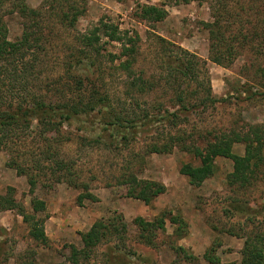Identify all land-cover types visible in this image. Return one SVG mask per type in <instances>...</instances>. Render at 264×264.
Here are the masks:
<instances>
[{
  "label": "trees",
  "instance_id": "1",
  "mask_svg": "<svg viewBox=\"0 0 264 264\" xmlns=\"http://www.w3.org/2000/svg\"><path fill=\"white\" fill-rule=\"evenodd\" d=\"M206 1L210 4L212 18L203 22L209 36L208 59L228 68L243 53L253 54L257 59L253 76L257 89L251 94L264 95V0ZM12 4L11 11L22 17L23 31L20 37L11 40L0 9V148L10 154L7 165L27 176L33 196L29 212L16 200L14 189L10 188L7 193H0V209L18 208L34 240L44 243L49 240L44 218L38 216L46 211L47 203L34 194L37 174H50L54 183L65 182L88 191L89 185L76 176L73 164L61 157V146L72 140L74 122L78 123L79 130L91 131L95 115L99 116L104 131L112 129L113 139L103 142L105 145L117 143L119 133H122V140L129 142L142 130L151 129L155 134L150 138L148 151L170 153L179 148L193 154L200 165L184 164L180 171L196 185L214 175L218 156L231 159L233 171L227 176V186L232 195L228 208L234 212H250L254 218L264 214V203L252 206L239 198L240 193L247 192L264 177V123H245L216 133L208 131L204 146L195 132L182 128L189 122L192 110L200 106L207 109L226 101V97H218L212 91L206 59L153 32L156 43L153 64L159 72L146 77L144 70L137 69V56L141 54L139 34L121 30L109 16L102 17L84 32L76 30V22L86 12L87 0H41L38 7L28 5L25 0H14ZM137 11L142 20L150 23L160 22L168 14L164 3L142 4ZM64 30L76 32L66 36ZM104 39L107 43L119 42L120 52H104ZM55 49L65 53L63 62L55 74L44 79L46 57ZM107 62L110 66H105ZM108 69L124 75L120 96L107 88ZM7 80L9 85L15 81L22 84L24 93L8 94L11 90ZM158 90L162 92L158 98L164 100L152 103L145 100L150 104L148 108L143 106V95ZM81 138L101 143L100 138L87 135ZM235 144L244 145L242 154L235 152ZM124 181L130 184L129 194L146 204L166 192L165 184L159 181L138 180L134 175ZM83 196L84 193L79 200ZM107 219L97 220L81 234V248L71 246L72 263L86 264L97 255V247L114 242L117 250L110 246L103 252L105 264H128L126 254L122 253L128 237L127 226ZM167 219L178 225L175 232L179 237L185 235V220L164 211L152 220L135 218L137 239L156 247L158 231L165 229ZM253 222V218L248 220L249 230L232 232L244 238L241 264H264V232ZM217 246L213 243L204 254L212 264H221L216 254ZM175 249L185 252L188 259L192 257L181 246ZM142 259L143 262L148 260Z\"/></svg>",
  "mask_w": 264,
  "mask_h": 264
},
{
  "label": "rangeland",
  "instance_id": "2",
  "mask_svg": "<svg viewBox=\"0 0 264 264\" xmlns=\"http://www.w3.org/2000/svg\"><path fill=\"white\" fill-rule=\"evenodd\" d=\"M13 1L0 0V9L11 40L20 37L23 31L20 13L11 11ZM25 1L32 7H38L41 3V0ZM163 3L168 11L164 20L150 23L139 17L137 10L140 5ZM105 16L119 24L121 30H129L132 35L139 34L141 40L138 50L141 54L137 56V69L144 70L146 77L159 72L157 65L153 64L156 48L153 32L207 60L206 69L212 91L218 97H226V101L207 109L200 106L189 112V122L182 128L195 132L202 146L206 145L204 140L208 131L214 130L213 133H216L245 123H264V95L251 94L252 90L257 89L253 79L256 57L245 52L228 68L208 59L209 36L203 24L212 20L208 1L87 0L86 12L76 22V30L84 32ZM64 32L69 36V33L76 31ZM102 43L106 53H119L121 50L117 41L107 43L104 39ZM64 55V52L56 49L49 53L44 67V79L56 73ZM105 66H110V63H105ZM106 76L107 88L120 96L124 75L108 69ZM201 79L204 80V77ZM9 82H6L11 90L8 94L17 96L20 92L24 93L22 84L15 81L9 85ZM13 87V90L10 89ZM249 95L251 98H248ZM161 96L160 90L143 95V106L148 108L150 103L164 100L158 98ZM145 100L150 103H145ZM93 119L95 123L91 131L79 130L78 123L74 122L72 140L61 146V157L73 164L76 176L89 185L88 191L65 182L54 183L50 174H37L34 194L47 203L46 211L38 216L44 218L49 240L46 243L38 242L30 236V226L18 208L0 209V264H74L70 260L71 246L81 248V234L103 218L126 224L128 237L123 249L126 252L122 253L126 254L125 261L128 264H212L205 259L204 254L213 243L218 245L216 254L221 258V264H241L244 238L232 232H243V228L249 230L247 223L251 218L264 232V214L254 218L250 212H234L228 208L232 195L227 186V176L233 171L231 159L218 156L215 159L214 175L196 185L188 175L180 171L184 164L194 167L200 165L199 159L193 154L179 148L170 153L148 151L150 138L155 134L151 129L142 130L129 142L122 140V133H119L116 136L117 143L105 145L103 142H111L113 139L112 129L104 131L98 115L93 116ZM86 135L93 139L100 138L98 140L101 143H90L81 138ZM33 136L30 135L29 140ZM234 150L242 154L244 145L235 144ZM9 158L8 151L0 148V193L5 194L10 188L14 189L16 200L31 212L33 194L28 178L7 165ZM130 175L138 180L166 184V192L156 197L151 204H146L129 194L130 184L125 183L124 179ZM82 193L84 196L79 200ZM263 197L264 177L247 192L239 194L241 200L252 206L258 202L261 206L264 203ZM164 211L185 220V235L179 237L175 232L178 225L167 219L165 229L158 231L156 247L140 242L137 239L135 218L141 216L152 220ZM174 246L183 247L192 257L188 259L185 252L176 250ZM109 247L117 250L114 242L112 245L102 244L97 247V255L86 264H105L103 252H107ZM142 258L148 260L143 262Z\"/></svg>",
  "mask_w": 264,
  "mask_h": 264
},
{
  "label": "crops",
  "instance_id": "3",
  "mask_svg": "<svg viewBox=\"0 0 264 264\" xmlns=\"http://www.w3.org/2000/svg\"><path fill=\"white\" fill-rule=\"evenodd\" d=\"M166 185V184H165ZM167 187H168V185H167Z\"/></svg>",
  "mask_w": 264,
  "mask_h": 264
}]
</instances>
